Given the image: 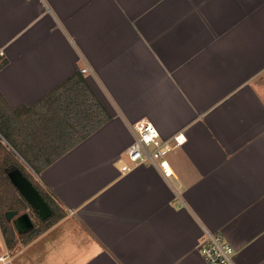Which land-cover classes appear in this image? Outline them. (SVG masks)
Wrapping results in <instances>:
<instances>
[{
	"label": "crops",
	"instance_id": "0c3cea01",
	"mask_svg": "<svg viewBox=\"0 0 264 264\" xmlns=\"http://www.w3.org/2000/svg\"><path fill=\"white\" fill-rule=\"evenodd\" d=\"M0 57L18 135L57 146L56 218L8 264H207L205 231L264 264V0H0ZM140 121L185 136L171 178L119 172Z\"/></svg>",
	"mask_w": 264,
	"mask_h": 264
},
{
	"label": "rangeland",
	"instance_id": "374dc122",
	"mask_svg": "<svg viewBox=\"0 0 264 264\" xmlns=\"http://www.w3.org/2000/svg\"><path fill=\"white\" fill-rule=\"evenodd\" d=\"M3 62L4 61H2L0 57V65ZM65 91L66 95L73 97V100L78 102L81 101V98L83 100L79 89L75 90V88L66 87ZM9 115V111L4 109L0 101V257L4 258V261H0V264H8L10 256L15 254L35 236L46 230L52 222H54L58 213L57 206H55L53 201L49 198V194L45 191L36 177L39 169L56 154L54 151L55 149H53L57 147L53 144L55 142V137L47 138V136H44L46 137L44 141V137L39 136L37 140L34 138L31 144H26V140L18 135L19 131L16 124L10 122ZM19 122L21 123V121ZM77 138V136L68 137L65 143H69L70 139L74 141ZM11 144L20 146L22 149L24 148V151L22 150L19 152L21 155L11 148ZM21 145H24V147ZM12 167L20 170L30 180L32 185L48 198L50 203L57 209L55 211L56 213L53 214L54 216L52 215V217L46 221L41 220L28 203L20 197L7 178L6 171H9L8 169ZM12 210L16 211V215L9 221H6L4 213ZM23 214L28 215L32 223V228L30 230H24L18 226L17 219ZM1 237L4 241V249L7 252H4L5 250L2 248Z\"/></svg>",
	"mask_w": 264,
	"mask_h": 264
},
{
	"label": "built area",
	"instance_id": "2783aa9c",
	"mask_svg": "<svg viewBox=\"0 0 264 264\" xmlns=\"http://www.w3.org/2000/svg\"><path fill=\"white\" fill-rule=\"evenodd\" d=\"M82 73H86V69ZM133 130L135 140L126 149L125 159L119 160V172L125 174L139 165H149L157 168L164 178H171L173 171L168 157L182 147L186 142L185 136L177 134L163 139L156 127L147 121L135 123ZM200 254L207 264H235L233 247L219 233L204 232L200 240ZM0 260L4 261V258L0 257Z\"/></svg>",
	"mask_w": 264,
	"mask_h": 264
},
{
	"label": "water",
	"instance_id": "95a60500",
	"mask_svg": "<svg viewBox=\"0 0 264 264\" xmlns=\"http://www.w3.org/2000/svg\"><path fill=\"white\" fill-rule=\"evenodd\" d=\"M9 178L21 197L32 207L41 220L46 221L52 216L50 207L46 204L32 183L19 170L10 172ZM15 215V211L6 212L5 218L10 220ZM17 223L18 226L24 230H30L32 228V223L26 214L18 217Z\"/></svg>",
	"mask_w": 264,
	"mask_h": 264
},
{
	"label": "trees",
	"instance_id": "16d2710c",
	"mask_svg": "<svg viewBox=\"0 0 264 264\" xmlns=\"http://www.w3.org/2000/svg\"><path fill=\"white\" fill-rule=\"evenodd\" d=\"M5 62H3L1 66L4 65ZM97 108H98V111H99V119H98V124H101L106 118L107 116L105 115V113L102 111V107L97 104ZM19 153V152H18ZM20 154V153H19ZM21 155V154H20ZM36 190L39 192V190L36 188ZM39 194L42 196L43 200L46 202V204L50 207V209L52 210V212H54V208L53 206L51 205L50 201L48 200V198H46L41 192H39Z\"/></svg>",
	"mask_w": 264,
	"mask_h": 264
},
{
	"label": "flooded vegetation",
	"instance_id": "af4514ba",
	"mask_svg": "<svg viewBox=\"0 0 264 264\" xmlns=\"http://www.w3.org/2000/svg\"><path fill=\"white\" fill-rule=\"evenodd\" d=\"M9 171H6V174H7V178H8V180H9V182H10V184L14 187V185L12 184V182H11V180H10V178H9V173L10 172H12V171H14V170H18L17 168H15V167H12V168H9L8 169ZM20 171V170H19ZM21 172V171H20ZM22 173V172H21ZM23 174V173H22ZM24 175V174H23ZM25 176V175H24ZM26 177V176H25ZM27 178V177H26ZM28 179V178H27ZM29 180V179H28ZM30 181V180H29ZM15 188V187H14ZM15 190L17 191V189L15 188ZM18 192V191H17ZM18 194H19V192H18ZM20 195V194H19ZM20 197H21V195H20ZM22 198V197H21ZM23 199V198H22ZM24 200V199H23ZM25 201V200H24ZM26 202V201H25ZM27 203V202H26ZM29 205V204H28ZM30 206V205H29ZM31 207V206H30ZM31 209H32V207H31ZM33 210V209H32ZM34 211V210H33ZM8 212V211H7ZM12 212H14L13 210H12ZM16 212V211H15ZM35 212V211H34ZM6 213V212H5ZM5 213H4V218H5ZM36 213V212H35ZM5 220L6 221H9V220H7L6 218H5Z\"/></svg>",
	"mask_w": 264,
	"mask_h": 264
},
{
	"label": "bare ground",
	"instance_id": "6f19581e",
	"mask_svg": "<svg viewBox=\"0 0 264 264\" xmlns=\"http://www.w3.org/2000/svg\"><path fill=\"white\" fill-rule=\"evenodd\" d=\"M1 261V260H0ZM2 262V261H1Z\"/></svg>",
	"mask_w": 264,
	"mask_h": 264
}]
</instances>
